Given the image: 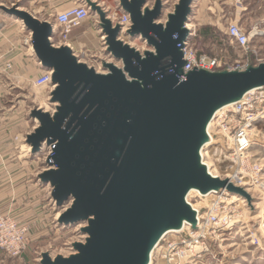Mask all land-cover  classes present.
<instances>
[{
	"label": "water",
	"instance_id": "water-1",
	"mask_svg": "<svg viewBox=\"0 0 264 264\" xmlns=\"http://www.w3.org/2000/svg\"><path fill=\"white\" fill-rule=\"evenodd\" d=\"M119 0L131 27L122 31L99 2L87 0L104 36L103 72L82 62L70 46H56L53 24L20 9L0 5V13L23 22L32 35L36 58L52 70L50 113L34 108V131L26 136L32 153L53 145L39 181L49 185L60 208L61 225L85 223V242L76 253L40 264H148L164 233L196 213L186 201L191 188L203 193L226 190L251 201L245 188L214 176L201 149L207 126L221 107L264 87V62L242 71L194 69L184 73L180 44L197 0ZM165 20V21H164ZM122 36L146 42L140 52ZM118 63L121 65L119 66ZM184 77V78H183ZM183 78V79H182Z\"/></svg>",
	"mask_w": 264,
	"mask_h": 264
},
{
	"label": "rangeland",
	"instance_id": "rangeland-1",
	"mask_svg": "<svg viewBox=\"0 0 264 264\" xmlns=\"http://www.w3.org/2000/svg\"><path fill=\"white\" fill-rule=\"evenodd\" d=\"M236 1L213 0L218 8L217 14L205 13L213 25L203 23L199 26L200 20L195 19V15L192 17L189 27L197 31L192 44L199 54L224 58L228 62L255 55L229 45L225 31L232 22H239L247 29L259 24L264 29V0H242L241 4ZM49 19L53 20V17L43 20ZM97 19L92 16L89 20L92 24ZM16 20L22 25V39H25L30 31L22 21ZM208 27L212 34L200 35L199 30ZM58 42L55 34L52 43L59 46ZM254 50L264 57V37L254 43ZM96 69L103 72L102 65ZM49 99V92L33 86L31 80H0V136L12 143L10 151L26 155L20 162L21 165L25 163L24 168L21 166L18 171L12 166L5 175L9 181L5 187H10L8 195L13 204L2 209L0 214L15 219L28 234L27 248L19 257H10L0 250V264H40L45 253L52 258L67 257L76 253L74 243L84 242L87 238L81 232L85 223H58L60 213L69 205L60 208L55 204L50 186L43 185L38 179L45 169L43 152L32 153L26 146V136L37 126L30 113L36 107L51 112L54 105ZM252 134L253 146L243 160L229 157L227 145L222 141L224 138L219 134L214 136L216 143L203 148L205 161L218 176L236 177L234 173L240 172L238 178L242 179L234 184L245 188L251 201L228 191L222 196L221 193L219 198L190 194V202L198 206L205 218L211 214V205H216V220L202 221L200 230L204 229L205 233L200 236H196V230L190 226L181 232L168 233L154 249L150 264H264V119L256 123ZM10 163L19 162L10 160Z\"/></svg>",
	"mask_w": 264,
	"mask_h": 264
},
{
	"label": "built area",
	"instance_id": "built-area-1",
	"mask_svg": "<svg viewBox=\"0 0 264 264\" xmlns=\"http://www.w3.org/2000/svg\"><path fill=\"white\" fill-rule=\"evenodd\" d=\"M236 3L241 4L242 0H237ZM92 16L97 15L92 12L87 0H81L79 3H76L68 7L67 9L58 12L53 17V20L49 19L47 21L53 24L55 34H57L58 36V45L70 46L68 42V36L71 31L75 27L81 25L84 21L90 19ZM110 18L114 23H119L121 25L123 32H127L131 27V20L128 14L119 15L117 12H111ZM187 27L190 28L188 24ZM1 30L2 29L0 27V34ZM196 33V28H194L192 38L196 36ZM262 37H264V29L259 24H255L250 29H247L239 22L230 23L225 31L226 42L233 47L243 50L246 54H249L251 52H254L255 54L252 56H247L242 61L236 60L233 62H228L226 59L216 56L210 57L206 54H199L192 44V39L190 41H186L183 44L179 45L180 47H182L185 59L183 71L185 74L194 69L207 70L211 72L242 71L250 66H256L264 62V57L260 55L259 52L254 50V43ZM102 38L104 40V36H102ZM122 39L124 40V42L129 43L140 52H144L145 50L150 49L144 41H127L129 39L128 36H122ZM23 40L24 44L27 46V49L33 55H35L31 33H29V35H27ZM39 64L42 66L41 62H39ZM11 68L12 64L6 63L5 69L9 70ZM43 69V72L37 77L33 78L31 82L35 87L49 89L50 94V92L55 87L51 85L53 71L47 70L44 67ZM55 107L56 104H54L50 113L55 112ZM263 115L264 87H260L247 92L239 100L218 109L212 118L214 120L208 136L210 138L213 137V139L217 134L223 136L224 139H222V141L227 145L229 157L243 160L248 155L253 146L254 140L252 132L256 123L262 121L258 119ZM53 148L54 146L50 145L42 149L41 152H43V156L45 159L44 163L46 162L47 158L53 154ZM29 150L30 152L32 151L31 147H29ZM229 179L233 183H235L237 180H240L242 178H238L233 175ZM220 192H223L222 195L226 194V190H219L210 194L217 195ZM217 209L218 208L216 207V205H211L210 216L202 221L206 220L209 222L212 220L211 218H214V220H216L215 216ZM27 245V229L25 227H21L16 222V220L9 215L0 214V250L10 257H19L25 251Z\"/></svg>",
	"mask_w": 264,
	"mask_h": 264
},
{
	"label": "crops",
	"instance_id": "crops-1",
	"mask_svg": "<svg viewBox=\"0 0 264 264\" xmlns=\"http://www.w3.org/2000/svg\"><path fill=\"white\" fill-rule=\"evenodd\" d=\"M80 1L81 0H0V5L11 7L19 4L20 9L43 20L47 17H54L58 12ZM93 1L99 2L101 6L111 10V12H117L119 15L123 14L122 11L118 9L119 0ZM164 1H168L169 4L171 3L168 9L165 10L166 14L171 13L174 10V6L178 3V0ZM231 1L233 2V0ZM153 4L154 0H151L147 5L151 7ZM217 9L213 0H197L194 15L195 19L200 20L199 26L203 23L213 25L214 23L209 21L211 18L208 19L205 13L208 14V12H210L211 15H216L218 12ZM210 10L216 13H212ZM98 25L97 20L91 24L88 19L78 27H75L68 36V42L76 56L82 62L95 68H97L98 65L101 66L103 61L111 62V59L105 55L104 40ZM0 27L2 29L0 34V80L19 79L27 81L40 75L44 69L39 64L36 56L33 55L24 44V40L22 39L24 32L21 23H18L13 17L0 13ZM6 63L12 64V68L9 70L5 69ZM45 90L49 92V89L45 88ZM11 144L8 138L0 136V211L10 206V204H13L12 198L8 195L10 187H5L6 184L9 183L5 178L6 173L12 169V166L17 167L18 171L21 170V166L23 168L25 167V163L21 165L20 162L26 155L20 151H10ZM10 160H18L19 163L12 164Z\"/></svg>",
	"mask_w": 264,
	"mask_h": 264
},
{
	"label": "bare ground",
	"instance_id": "bare-ground-1",
	"mask_svg": "<svg viewBox=\"0 0 264 264\" xmlns=\"http://www.w3.org/2000/svg\"><path fill=\"white\" fill-rule=\"evenodd\" d=\"M189 26H190V24H188ZM228 105V104H227ZM213 118V117H212ZM264 119V115L263 116H261L258 120H263ZM213 120L214 119H211L210 120V122L208 123V126H207V133L209 134L210 133V130H211V128H212V124H213ZM215 140L213 139V137H209L208 138V141H206L205 142V144H204V146H203V148L208 144V145H211V144H213V143H216V142H214ZM27 147H30V146H28L27 145ZM203 148L201 149V157H202V161H203V163L207 166V168H208V171L212 174V175H214V176H218V174H215L212 170H211V168H210V166H209V164L205 161V159H204V154H203ZM234 174H236L237 176L236 177H238V174L235 172ZM196 194V195H200V196H210V197H215V198H219V195L222 193L223 194V192H220L219 194H217V195H214V194H210V193H203L199 188H191L190 190H189V192L187 193V195H186V201H187V203L192 207V209L195 211V213H196V223H195V226H193L191 223H189V222H187L186 220H184V221H182L181 222V224H180V226H176V227H172V228H170L169 230H167V232L166 233H164V235L162 236V238H161V240L168 234V233H171V232H181V231H183V229L184 228H186V227H189V226H193V227H195L194 229L196 230L195 231V233L194 234H196V236H200V235H202L203 233H205L203 230H200V225H201V222H202V220H204V219H206L203 215H201V211L199 210V208H198V206H196V205H193L191 202H190V200H189V196H190V194ZM221 194V195H222ZM233 194H236V193H233ZM236 195H238V194H236ZM234 200H235V198H234ZM74 224H76V223H73V224H68V225H74ZM86 226V225H85ZM85 226H82V227H85ZM160 240V241H161ZM160 241H159V243L151 250V252H150V260H151V257H152V255H153V252H154V249L160 244ZM150 260H149V262H148V264H150Z\"/></svg>",
	"mask_w": 264,
	"mask_h": 264
},
{
	"label": "trees",
	"instance_id": "trees-1",
	"mask_svg": "<svg viewBox=\"0 0 264 264\" xmlns=\"http://www.w3.org/2000/svg\"><path fill=\"white\" fill-rule=\"evenodd\" d=\"M199 33H200V35H203V36H210L212 34V29L210 27H208V28H201L199 30Z\"/></svg>",
	"mask_w": 264,
	"mask_h": 264
}]
</instances>
